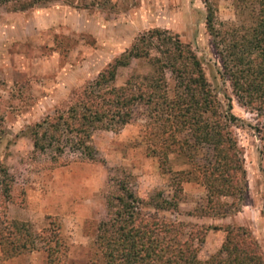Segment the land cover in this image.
<instances>
[{
	"label": "rangeland",
	"instance_id": "rangeland-1",
	"mask_svg": "<svg viewBox=\"0 0 264 264\" xmlns=\"http://www.w3.org/2000/svg\"><path fill=\"white\" fill-rule=\"evenodd\" d=\"M16 6L17 1L0 0V21L17 15L10 22L11 39L0 38V160L10 172L1 178L11 184L10 201L0 188L3 213L28 221L36 232L55 221L69 246L66 264H91L98 224L107 217V198L122 193L119 183L144 199L159 192L173 198L172 174L149 150L144 115L116 131L96 130L94 159L69 147L36 148L30 132L143 32L161 28L192 45L223 109L235 116L248 181L244 204L226 216L204 215L207 190L194 181L183 182L178 209L163 215L206 230L199 243L203 259L221 248L228 225L247 228L264 253V145L258 131L264 116L234 95L207 28L204 0H35L25 9ZM217 16L237 22L233 1L219 0ZM134 70L145 73L150 66L133 59L109 85L123 83ZM170 159L174 170L186 167L176 155ZM46 258L42 248L13 257L0 249V264H46Z\"/></svg>",
	"mask_w": 264,
	"mask_h": 264
},
{
	"label": "trees",
	"instance_id": "trees-1",
	"mask_svg": "<svg viewBox=\"0 0 264 264\" xmlns=\"http://www.w3.org/2000/svg\"><path fill=\"white\" fill-rule=\"evenodd\" d=\"M11 1L25 9L35 0ZM232 1L238 21L230 23L217 16L219 0H204L207 28L237 100L264 116V0ZM133 59L145 60L150 70H134L123 83L110 86L119 68ZM139 114L146 118L149 150L172 174L177 192L170 200L160 192L144 199L119 183L122 193L107 198V217L98 224L91 264H264L259 242L245 227L228 225L221 248L203 259L199 243L206 230L163 215L178 209L183 182L206 188L203 212L208 216L239 210L248 191L245 160L233 130L236 118L223 109L199 56L178 34L161 28L143 32L94 79L75 89L66 105L34 123L30 132L36 148L53 146L63 152L69 147L94 159V132L116 131ZM258 131L264 145V124ZM171 154L183 159L186 167L174 170ZM2 175L10 177V172L0 160V188L10 201L11 184ZM1 207L4 257L42 248L46 264H66L69 246L59 224L51 220L36 232L28 221L9 218Z\"/></svg>",
	"mask_w": 264,
	"mask_h": 264
},
{
	"label": "crops",
	"instance_id": "crops-1",
	"mask_svg": "<svg viewBox=\"0 0 264 264\" xmlns=\"http://www.w3.org/2000/svg\"><path fill=\"white\" fill-rule=\"evenodd\" d=\"M17 17L16 14L11 13L8 14L7 19L4 21H0V38L2 39H11L12 37V25L11 21ZM41 21H43V16L41 17ZM42 27V26H41Z\"/></svg>",
	"mask_w": 264,
	"mask_h": 264
}]
</instances>
